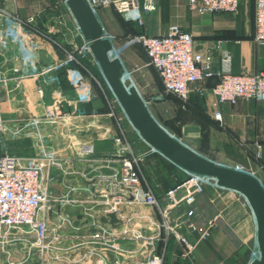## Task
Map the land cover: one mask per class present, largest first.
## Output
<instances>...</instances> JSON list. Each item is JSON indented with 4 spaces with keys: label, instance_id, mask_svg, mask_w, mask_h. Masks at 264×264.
<instances>
[{
    "label": "crops",
    "instance_id": "obj_1",
    "mask_svg": "<svg viewBox=\"0 0 264 264\" xmlns=\"http://www.w3.org/2000/svg\"><path fill=\"white\" fill-rule=\"evenodd\" d=\"M64 1L67 2L0 0V7L15 19L34 18L33 46L20 36L10 37L7 46H0V72L9 78L7 84L0 85L2 114L14 129L21 128L29 117L43 114L44 105L53 100L56 88L54 82L41 81L44 88L41 95L37 90L39 80L25 74L51 60L64 58L66 49L73 50L84 41L74 14L72 21L63 11ZM154 2L153 11L143 12V25L126 20L112 6L96 9L104 31L115 36L114 43L134 76L143 84L154 83V87L157 86L154 92L164 91L161 77L149 64L143 46L136 41L133 44L128 41L141 30L161 35L176 24L194 35L197 50L212 52L214 70L220 69L225 52L230 53L232 70L236 73L264 70V45L254 39L256 0H240L237 13L204 14L191 10L188 0ZM206 14L211 15L210 19L204 18ZM15 26V20L0 14V39L6 29H14ZM38 29L45 31L51 39H45ZM218 44L221 46L217 47ZM84 65L91 69L96 63L88 57ZM127 65L126 69H129ZM81 73L86 82L90 81L85 72ZM217 81V76H214L191 83V88L203 86L207 90L204 93L192 90L187 101L174 94H165L157 99L163 101L169 111L165 119H176L184 125L179 129L176 125L165 129L190 149L219 164H244L248 168L244 171L252 173L264 186V100L239 98L235 103L218 102L209 91ZM62 89L67 98L66 107L76 105L96 108L100 112L96 117L97 125L87 124L79 129L80 139L92 143L94 153L80 155L69 151V159L61 158L49 172H44L41 179L47 182L52 196L67 199L55 204L48 218V224L51 219L57 223V231L50 232L60 238L64 261H101L106 264H115L122 259L142 261L145 258L137 250L141 240L150 236L159 238L157 248L163 253V264H248L259 255L257 218L247 197L206 178L203 190L195 193L192 201L181 200L170 209L172 225L189 218L198 225H204L216 218L209 237L204 240H200L198 232L186 224L179 226V233L197 244L193 255L184 254V245L177 235L167 232L164 227L162 209L168 203L167 191L186 181L190 172L164 156L140 134L134 141L141 178L137 191L141 196L146 191L152 192L159 199L160 206L135 201L133 194L124 190L125 201L115 206L100 196L94 181L119 173L120 161L116 156L114 136L122 133V129L125 133L126 129L117 123L116 117L109 116V101L100 95L94 82L87 89L92 97L90 102L81 100L84 89L72 87L69 81L63 83ZM214 110L222 113L223 122L214 118ZM47 130L53 133L47 138V145L61 143L56 126H48ZM35 144L33 137L24 132L8 140L9 152L22 159L36 153ZM258 149L261 150L260 158H256ZM102 182L108 185L106 180L102 179ZM115 191L118 193L119 188ZM185 194L184 186L176 191L179 198ZM191 209L194 212L188 216ZM112 212L117 217L114 222L109 216ZM112 243L122 248V255L112 248ZM29 245L30 240L22 234H18L15 240L11 236L0 247V264H9L10 261L41 264L40 250L33 247L29 251ZM91 249L96 253H90Z\"/></svg>",
    "mask_w": 264,
    "mask_h": 264
},
{
    "label": "built area",
    "instance_id": "obj_2",
    "mask_svg": "<svg viewBox=\"0 0 264 264\" xmlns=\"http://www.w3.org/2000/svg\"><path fill=\"white\" fill-rule=\"evenodd\" d=\"M88 3L95 14L98 7L112 6L126 20L135 21L139 25L144 24L143 12L155 9L154 0H88ZM188 3L191 10L201 14L237 13L240 6V0H188ZM0 14L16 21L14 29L5 30L0 39V46H7L9 38L13 36H20L33 46V29L30 27L34 21L33 17L15 19L1 7ZM41 34L45 39H51L46 33ZM103 37L111 43L109 55L120 59L119 50L114 43L115 36L104 31ZM131 38L143 46L148 55L149 64L157 70L162 79L164 91L157 94L156 99L163 98L165 94H174L187 101L192 90L200 93L207 90V87L203 86L191 88V83L217 76L218 81L211 86L209 91L218 102L235 103L239 98L264 100V70L252 73L234 72L229 52L223 55L220 69L214 70L212 52L197 50L194 35L179 25H171L167 32L161 35H151L141 30ZM254 39L264 45V0H256ZM220 46L218 44L217 47ZM65 51L64 58L51 60L25 74L39 80L37 90L41 95L44 93L41 81L51 79L56 84L53 100L44 105L43 114L29 117L21 128L14 129L2 114L0 100V247L11 236L15 240L18 234H22L24 238L30 240L29 251H32L33 247H38L40 250L41 264H106L101 261H64L62 259L63 247L59 244L60 238L49 230L48 218L54 211L55 204H60L67 199L52 196L48 191L47 182L41 180L42 176L45 171L49 172L61 158L69 159V151L80 155L94 153L93 144L80 139L79 129L87 124L97 125L96 117L100 115L96 108H80L76 105L66 107L67 98L62 89L63 83L69 81L72 87L85 90H82L81 100L84 102L92 100L87 89L92 86L95 75L90 68L84 65V60L88 57L98 63L92 53L91 41L84 38V41L75 49ZM120 62L126 69L122 60ZM81 72H85L90 81L86 82ZM95 79L101 85L100 81ZM8 81L9 78L0 72V85L7 84ZM109 106V116L116 117L120 125L121 117L116 114L113 102L109 101ZM213 116L216 120L223 122L222 113L219 110H214ZM48 126L58 128V134L62 138L61 143L47 145V138L53 136V133L47 130ZM23 132L32 136L36 143V153L24 159L12 155L8 148L9 138L19 136ZM121 132L114 136L117 143L116 156L120 161L119 173L95 180V188L99 195L106 197L113 206L125 201L123 190L133 194L135 201L160 206L159 199L152 192L146 191L143 196L138 193L137 188L141 182L137 168L139 156L132 148L123 129ZM260 157L261 150L258 149L256 158ZM102 179L106 180L108 185H103ZM203 184L202 175L190 173L186 181L167 191L168 203L162 209L165 218L164 227L167 232L177 235L184 245V254L187 256L193 255L197 244L187 236L180 234L179 226L182 223L186 224L191 230L198 232L200 240H204L209 237L216 218L208 220L204 225H198L190 218L172 225L169 219L170 209L181 200L192 201L194 194L203 190ZM183 186L186 188V194L179 198L176 191ZM116 188H119L118 193L115 191ZM193 212L191 209L187 215L191 216ZM158 240L159 238L154 236L141 240L137 252L145 258L144 260L131 262L122 259L115 264H163V253L157 248ZM112 248L119 255L123 254L122 248L118 245L112 243ZM90 253L95 254L96 250L91 249ZM9 264L19 263L10 261Z\"/></svg>",
    "mask_w": 264,
    "mask_h": 264
},
{
    "label": "water",
    "instance_id": "obj_3",
    "mask_svg": "<svg viewBox=\"0 0 264 264\" xmlns=\"http://www.w3.org/2000/svg\"><path fill=\"white\" fill-rule=\"evenodd\" d=\"M67 3L84 37L91 41L92 53L108 84L141 136L188 172L202 175L247 197L257 218L259 247V255L248 264H264V186L260 180L250 172L219 164L200 155L171 135L151 114L130 80L125 78L120 60L109 55L111 43L103 37L104 29L88 0H67ZM210 17V14L204 15V18ZM109 216L112 222L117 220L115 213L112 212Z\"/></svg>",
    "mask_w": 264,
    "mask_h": 264
},
{
    "label": "rangeland",
    "instance_id": "obj_4",
    "mask_svg": "<svg viewBox=\"0 0 264 264\" xmlns=\"http://www.w3.org/2000/svg\"><path fill=\"white\" fill-rule=\"evenodd\" d=\"M64 9V13H66V16H68L70 18V20H74L73 16H72V12L70 10V6L67 2L64 1V5H63ZM130 42H132V44L135 42L134 39L129 38ZM117 47V46H116ZM118 48V47H117ZM119 50V49H118ZM120 53V50H119ZM113 56V55H112ZM115 58V57H112ZM119 59V58H117ZM120 61L124 60L123 55L120 53ZM125 61V60H124ZM124 64V62H123ZM125 66L127 65L126 61H125ZM127 67L129 68V66L127 65ZM124 69V75L125 78H128L131 82V84L135 87V89L137 90V92L139 93L141 99L143 100L144 104L147 106V108L149 109V111L151 112V114L155 117V119L166 129H169V127H178L177 129L181 128L182 124L180 123V121L176 120V119H165L164 116H166L167 114H169L168 109L165 107V105L163 104L164 102H160L159 100H157L155 98V96L157 94H159L158 91L154 92L155 89L157 88L154 87V83L151 84H143L139 78H136V76H134V72L131 68L129 69ZM91 71L94 73L95 78H97L101 85L98 84L96 82V79H93L94 85L96 86L97 91L100 93V95H102L104 97V99H108V101L113 102L114 104V109L116 111V114H118L119 117H121V121L120 124L122 125V128H124V130L126 131V137L129 140L132 148L134 149L135 147V143L134 141L137 140V136L140 134L139 131L136 129V127L134 126L132 120L129 118V116L127 115V113L125 112V110L123 109L121 103L119 102L118 98L116 97L114 91L112 90V88L110 87V85L108 84L104 73L102 71V68L98 63H96V65H94L91 68ZM49 81L52 82L51 79H49ZM110 109V106H109ZM184 110L182 109V112ZM184 126V125H183ZM182 126V127H183ZM141 135V134H140ZM144 139V138H143ZM145 140V139H144ZM240 165V166H239ZM242 164V163H237L234 165H227L229 167H233L238 169L237 167H241L239 168V170H247L248 168H246V166ZM51 222L49 223V230L50 231H57V223L55 221V219H51Z\"/></svg>",
    "mask_w": 264,
    "mask_h": 264
},
{
    "label": "trees",
    "instance_id": "obj_5",
    "mask_svg": "<svg viewBox=\"0 0 264 264\" xmlns=\"http://www.w3.org/2000/svg\"><path fill=\"white\" fill-rule=\"evenodd\" d=\"M30 27L33 29V30H35V28L33 27V24H30ZM37 30V29H36ZM38 31H40L41 33H46L45 31H42V30H40V29H38Z\"/></svg>",
    "mask_w": 264,
    "mask_h": 264
}]
</instances>
